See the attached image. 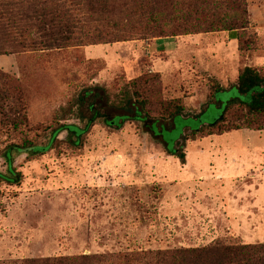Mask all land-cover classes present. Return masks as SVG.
<instances>
[{
    "label": "rangeland",
    "instance_id": "rangeland-1",
    "mask_svg": "<svg viewBox=\"0 0 264 264\" xmlns=\"http://www.w3.org/2000/svg\"><path fill=\"white\" fill-rule=\"evenodd\" d=\"M247 2L250 52L221 32L0 56V74L22 85L31 127L48 129L74 94L84 96V120L67 123L82 126L95 115L81 148L62 133L59 146L41 156H14L22 179L0 185V264L217 241L264 244V128L184 140L217 122L229 101L249 100L233 87L242 68L264 74V65L246 58L264 55V0ZM149 72L160 78L161 99L181 100L186 115L147 126L132 111L107 108L97 86L115 90ZM212 83L222 91L210 102ZM113 119L123 121L119 128L104 123ZM5 129L0 122V151L19 138Z\"/></svg>",
    "mask_w": 264,
    "mask_h": 264
},
{
    "label": "trees",
    "instance_id": "trees-1",
    "mask_svg": "<svg viewBox=\"0 0 264 264\" xmlns=\"http://www.w3.org/2000/svg\"><path fill=\"white\" fill-rule=\"evenodd\" d=\"M247 8V0H0V56L221 32L237 40L240 51L250 52L244 39L249 28ZM233 87L249 100L229 101L217 122L192 131L184 137L185 141L241 130H263L264 74L246 66L240 70ZM97 88L102 91L107 108L132 111V120L147 126L146 122L161 124L185 114L181 100L161 99L157 73L143 74L115 90ZM221 91V86L212 83L209 101H214ZM23 94L18 79L0 74V122L8 127L5 132L19 135L17 141L6 144L0 151L5 168L0 171V185L14 186L21 182L22 174L14 166L15 155L41 156L59 146L62 133L66 134L69 146L81 148L94 124L95 115L82 126L67 123L84 120L79 109L84 96L74 94L54 112L48 129L31 127ZM104 123L116 126L114 119ZM41 136L48 138L45 145L36 144ZM160 136L167 154L176 155L178 149L169 151ZM179 159L185 164V154H180ZM14 264H264V244L217 241L204 247L59 256Z\"/></svg>",
    "mask_w": 264,
    "mask_h": 264
},
{
    "label": "crops",
    "instance_id": "crops-1",
    "mask_svg": "<svg viewBox=\"0 0 264 264\" xmlns=\"http://www.w3.org/2000/svg\"><path fill=\"white\" fill-rule=\"evenodd\" d=\"M224 35H225L224 40H226V42H228L229 44H232V45L236 44L235 40L230 39V35L228 33H225ZM197 36H200V35H197ZM263 56L260 57L259 55L253 54L250 58L248 55H246V58L251 59L253 61V63H255V64L258 62L257 64L259 66H261V65H264V57Z\"/></svg>",
    "mask_w": 264,
    "mask_h": 264
}]
</instances>
